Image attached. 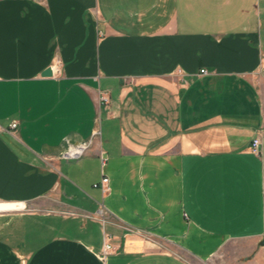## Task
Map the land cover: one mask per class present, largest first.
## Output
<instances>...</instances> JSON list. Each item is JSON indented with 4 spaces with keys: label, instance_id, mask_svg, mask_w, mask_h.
<instances>
[{
    "label": "crops",
    "instance_id": "crops-1",
    "mask_svg": "<svg viewBox=\"0 0 264 264\" xmlns=\"http://www.w3.org/2000/svg\"><path fill=\"white\" fill-rule=\"evenodd\" d=\"M0 125V264L261 260L264 0H0Z\"/></svg>",
    "mask_w": 264,
    "mask_h": 264
},
{
    "label": "built area",
    "instance_id": "built-area-1",
    "mask_svg": "<svg viewBox=\"0 0 264 264\" xmlns=\"http://www.w3.org/2000/svg\"><path fill=\"white\" fill-rule=\"evenodd\" d=\"M61 60L58 58L56 62L51 66V71L52 75H59L61 73ZM181 73V70H179ZM201 73H208L209 70L207 68H201L200 69ZM184 83L187 82L186 79H183ZM101 99L105 102H108V96L106 94H103L101 96ZM19 126V122L17 120H13L10 123L9 130H16ZM0 129H2V126L0 125ZM100 129L96 128L92 131L91 136L86 139L82 140L80 142H70L67 141L64 149L60 152L59 157L65 158V159H78L85 155L88 150L91 148L95 138H97L100 135ZM251 150L253 153L256 155H259L261 153V138L259 136L253 138L252 144H251ZM103 163H105L106 158L102 156ZM98 186H101L102 190L104 192H109L111 187H110V182H109V177L107 175H104L100 182L97 184ZM101 213H99V216L103 213V210H100ZM142 231L137 230L135 228L127 227V231L125 232L124 236H129V235H141ZM111 234H106L105 235V246H104V254L109 252V250L112 248L111 245Z\"/></svg>",
    "mask_w": 264,
    "mask_h": 264
},
{
    "label": "rangeland",
    "instance_id": "rangeland-1",
    "mask_svg": "<svg viewBox=\"0 0 264 264\" xmlns=\"http://www.w3.org/2000/svg\"><path fill=\"white\" fill-rule=\"evenodd\" d=\"M225 256H217L214 259L211 260V264H264V252L263 255L261 256V260H232L231 254L229 253L228 255H226V253L224 254ZM200 264V263H199ZM202 264V263H201ZM204 264H208L207 262H205Z\"/></svg>",
    "mask_w": 264,
    "mask_h": 264
},
{
    "label": "bare ground",
    "instance_id": "bare-ground-1",
    "mask_svg": "<svg viewBox=\"0 0 264 264\" xmlns=\"http://www.w3.org/2000/svg\"><path fill=\"white\" fill-rule=\"evenodd\" d=\"M7 206H13V203H0V208L7 207Z\"/></svg>",
    "mask_w": 264,
    "mask_h": 264
},
{
    "label": "water",
    "instance_id": "water-1",
    "mask_svg": "<svg viewBox=\"0 0 264 264\" xmlns=\"http://www.w3.org/2000/svg\"><path fill=\"white\" fill-rule=\"evenodd\" d=\"M43 74H44V75H51V74H52V71H51L50 68H47V69L44 71Z\"/></svg>",
    "mask_w": 264,
    "mask_h": 264
}]
</instances>
